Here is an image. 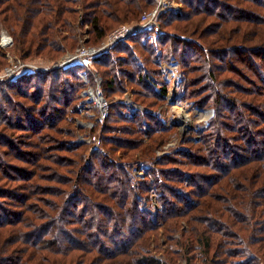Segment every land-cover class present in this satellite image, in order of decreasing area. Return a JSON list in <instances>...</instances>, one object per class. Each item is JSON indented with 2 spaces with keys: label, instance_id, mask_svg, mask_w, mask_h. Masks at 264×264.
<instances>
[{
  "label": "trees",
  "instance_id": "1",
  "mask_svg": "<svg viewBox=\"0 0 264 264\" xmlns=\"http://www.w3.org/2000/svg\"><path fill=\"white\" fill-rule=\"evenodd\" d=\"M173 1L180 9L159 14L165 34L156 43L154 32L140 31L94 57L90 70L72 62L50 71L26 70L0 78V168L6 171L0 182L17 184L12 190L0 186V264L264 262V166L258 168V161H264V142L252 140L260 133L264 136V131L248 126H259L254 117L262 114L257 108L264 101L257 106L254 99L243 98L264 94V71L260 65H242L244 71L227 65L228 60L238 62L231 54L235 58L260 49L256 47L264 44V19L251 16L257 22L252 29L234 27L231 24H239L241 18L235 14L248 11L230 1ZM157 4V0H0V33L6 28L13 36L24 63L39 55L57 59L78 51L79 28L89 26L92 37L86 46H96ZM236 40L255 47L246 48ZM6 57L0 45V72L8 65ZM172 58L182 67L184 99L200 108L214 107L216 113L200 139L187 138L190 147L157 158V150L175 130L163 125L157 109L169 89L161 61ZM235 70L242 72L246 88L229 76ZM84 72L93 85L95 73L102 76L107 100L132 89L134 100L147 109L128 115L124 103H112L100 147L94 150L92 143L78 141L85 129L70 118L81 113L90 85ZM262 119L264 115L258 118ZM135 166L149 167L143 179L133 176ZM217 183L223 184L219 188L223 193H215ZM154 198L158 210L142 207V200L151 206ZM215 204H221L232 221L227 227H235L226 233L227 242L215 236L226 226L214 216ZM184 223L189 229L177 247H155L168 259L153 254L152 234L164 229L169 243L174 242V232Z\"/></svg>",
  "mask_w": 264,
  "mask_h": 264
},
{
  "label": "rangeland",
  "instance_id": "2",
  "mask_svg": "<svg viewBox=\"0 0 264 264\" xmlns=\"http://www.w3.org/2000/svg\"><path fill=\"white\" fill-rule=\"evenodd\" d=\"M89 1H94V0H89ZM161 1V5L163 7H169L170 4L168 3L167 0H160ZM173 1V0H170ZM230 1L228 3H231L234 7H238L244 11H248V13L245 12H237L235 15H237L238 17L240 16L241 18H239V24L233 22L231 25L234 27H237V25H239L242 28H246V29H252L255 25L254 23L257 22H253L251 20V16H259V14L261 15V18L264 19V6L261 5L262 3H264V0H227ZM175 9L174 10H179L180 9V5H178L175 1ZM158 6V4H157ZM157 6L148 12H145L140 19H138L137 21H134V23L130 22V24H125L123 23V25L119 26L117 29H119L122 26L125 25H136L139 24L142 17L147 14V13H151L152 11H154ZM78 10H81V6L79 4L76 5ZM225 9V8H224ZM246 9V10H245ZM81 12H83L81 10ZM247 14V15H246ZM82 18V17H81ZM214 21H217V19H214ZM127 23V22H126ZM159 24V23H158ZM160 26V25H159ZM161 28V27H160ZM117 29H115L114 31H116ZM2 30H6L7 33L9 34V36L12 38L13 40V46H3L2 45V37L0 39V45L4 48L6 55H7V61H8V65L7 67H5L3 69V71L0 72V78H4V77H13L14 75L11 76H7L6 75V71L7 69H16L17 73H21L23 71H30V70H42V69H46L47 71L53 70L57 66H60L59 64H61L62 62L66 61L68 59L69 56L71 55H76L78 54V52L82 49V48H93V47H103L106 42H107V38L108 36L114 32H110L107 37L105 38V40H103V42L99 45L96 46H86V41L88 39H90V37L92 36H88V30H89V26H83L82 29H78L79 32V47H78V51H76L75 53H70V52H66L65 54L61 55L59 58L57 59H51L49 57H44V56H36L33 57L31 59H29L28 61H26L25 63L21 61V58L19 56V54L16 51V46H15V42H14V38L13 36L9 33V31L6 28H3ZM146 31H150V30H146ZM2 32V31H1ZM155 33V31H152ZM165 32L161 29V34L159 35H154V37L152 38L153 42L156 43V41L160 38V36L164 35ZM1 35V33H0ZM151 37V36H150ZM158 38V39H157ZM60 40V39H59ZM61 41V40H60ZM235 42H239L242 43L243 45H245L246 48H251V47H255L252 45H255L253 43L250 42H246L245 40H236ZM260 48V49H257ZM257 50H246L249 52H245L244 54L239 53L237 56L240 57H235V54H231V56H233V60L234 61H238L237 63H233L232 61L228 60L227 65H237V69H242L241 71H244L245 68L242 65H260V70L264 71V44L262 46L256 47ZM156 51L158 54L162 53L161 48L158 47V45L156 44ZM122 52H119L117 55L120 57H126L125 53L121 54ZM232 59V58H231ZM175 64V65H169V64ZM221 63V62H220ZM219 64V63H218ZM217 64V65H218ZM171 66H177L179 68L180 71V75L179 77H170V67ZM241 66V67H240ZM162 71H163V75H164V79L165 81L168 83L169 85V89H168V93H167V99L165 102H162L159 104V106L157 107V109H159V115L162 117V123L163 125H165L166 127H174V135L172 136V138L165 144L162 146V148L160 150H157L156 152V157L157 158H162V157H166L168 155L173 154L176 150L178 149H185V147H190V144L187 143V138H193V139H200L201 137V132L203 130H205L206 128H208L215 116V109L214 107H206V108H200L199 106H197V104L193 101H189V100H185L184 99V95H185V80H184V76H183V72H182V67L179 63V61L176 58H172L169 62L166 60H162L161 61V65H160ZM236 71V70H235ZM235 75H231L229 74V76L231 78H233L234 80L237 81V83L246 88V85L244 86L243 82V74L242 72H238ZM96 76H94V85L92 83H90V80L88 79V82L85 81L86 83H90V85L88 86V89L86 91H89V89H94L96 90L97 87L100 90V92L103 95L102 92V81L103 78L102 76L97 72L95 73ZM97 77L99 80L100 85L97 82ZM84 79V78H83ZM253 81V79H252ZM256 95V96H255ZM253 96H243V98H245V100L247 101H251L252 99H254V101L256 102V105L258 106L260 101H264V94L263 93H259L255 94ZM104 97V95H103ZM135 96H134V92L132 89H129L125 92L124 95H120V94H116L114 96L111 97L110 100L106 101L109 105V109H108V114H107V118L103 121H100L99 118L101 117V111L99 110V108L93 107V104L95 102L92 103H87L86 100L88 99V96L85 97L84 95V100L82 102L83 106L81 110V113L79 115L76 116H70V118L74 121V124L76 126L79 127H83L85 129L84 133H80L78 136V141L79 142H87V143H92L93 147L92 150L94 149H98V147H100V143H101V137H102V133L104 131V125L107 122L109 115H110V107L112 103L115 102H122L126 105V111H124V113H127L128 115H134L137 114L138 112L141 113H146L147 109L146 107H143L141 105H139L135 100H134ZM130 101L132 106H129L126 102ZM153 101V100H152ZM148 102H151V100L148 99ZM259 112L262 113L261 115H264V106H259ZM185 114L188 115L191 119V121L189 123L183 122V119L181 117V114ZM202 115V116H201ZM260 116H256L254 117L255 121H259V126H253L252 124H248V126L251 127V129L255 130V131H264V122L262 123V121H264V119L262 120H258V118H260ZM37 117V116H35ZM182 119V121H181ZM261 122V123H260ZM188 126V127H187ZM97 127V128H96ZM247 128V125L243 126ZM95 128L97 129L95 131ZM260 133V132H259ZM255 135V134H254ZM128 138V137H126ZM254 139V141L257 143L260 141L264 142V136L262 133H260V135H255L254 138L252 137V140ZM261 145V142H260ZM263 146V144H262ZM62 154V153H61ZM62 155H65V153H63ZM19 165L25 167V164H21L18 163ZM253 163L249 164L248 166L252 165ZM264 166V161H258V168H262ZM27 167V166H26ZM148 166H142V168H139V166H135L133 167V176L137 179H143L145 176V171L148 170ZM5 169L0 168V175L4 176V171ZM23 173V172H22ZM63 175V174H62ZM4 178V177H3ZM16 179V178H15ZM5 182H9V184H5L4 182H0L2 184H0L1 188H7V189H15L14 187L17 186V184H13L14 182H10L6 179H3ZM225 179H223L224 181ZM225 183V182H224ZM4 184V185H3ZM6 185V186H5ZM223 184H219L217 183L214 187V191L215 193L221 192L223 193L222 190H219V188L222 186ZM20 193V192H18ZM220 194V193H219ZM15 196H12V199ZM42 198L46 199H52L49 195H43L40 196ZM142 207L143 208H147L150 211H154V210H158L159 209V203L158 201L154 198L153 199V204L151 202V206H145V201L142 200ZM221 204H215L214 206H217V208L219 209V211L216 210L214 211L215 213L214 216L219 217L220 219H222L223 222L226 223V226L223 227L224 229H221L219 231V234H216V238H223V240H225V242L228 241V231L229 230H234L235 227H227L228 225H232V221L230 220V218L228 217V215H225V212L221 211L220 206ZM197 213V212H196ZM224 216V217H223ZM187 223H184L182 228H180L178 230V232H174L173 234V238H174V242L169 243V241L167 240V236H166V232L164 229L159 230L157 233L152 234L151 236V249L153 251V254H157L159 258H163V259H168L167 255L163 252V251H157L155 249L156 245L159 244V246L162 247V249H167L169 248L171 245L175 246V243L177 241H179V239H183V235L185 234V232L189 229V227H187ZM206 227H200L201 230H205ZM170 245V246H169ZM259 255V254H258ZM177 259V257H176ZM178 260H180L178 258ZM178 263H184L183 260L178 261ZM264 264V262L262 263Z\"/></svg>",
  "mask_w": 264,
  "mask_h": 264
},
{
  "label": "built area",
  "instance_id": "3",
  "mask_svg": "<svg viewBox=\"0 0 264 264\" xmlns=\"http://www.w3.org/2000/svg\"><path fill=\"white\" fill-rule=\"evenodd\" d=\"M167 1L170 4V6L169 7H163L161 5V1L157 0V2H158L157 8L154 11H152L151 13L145 14L142 17L139 24L130 25V26L125 25V26L120 27L116 31L112 32L108 36L107 42L103 47H93V48H88V49L84 47L78 52V54L69 56L66 61L62 62L59 65L65 66V65L72 63V62H78L82 66H84L86 69L90 70L91 69V62H92V59L94 57H96L102 53L110 51L117 43L127 39L128 37L140 32V31H146V30L155 31L156 35L161 34V28L158 24L159 14L163 11L176 8L174 6L175 5L174 1H170V0H167ZM1 37H2L1 43L3 46L4 45L10 46V47L13 46V40L9 36V34L7 33L6 30H2ZM169 65H175V64L173 63V64H169ZM57 67H59V66H57ZM53 68H56V67H53ZM42 71H47V70L42 69ZM15 73H17L16 69H7V71H6L7 76L14 75ZM179 75H180L179 68L177 66H171L170 67V77H177L178 78ZM82 77L84 78L85 81L88 82L86 72H84L82 74ZM99 80L100 79H98V77H97V82L100 85ZM98 87L96 90L89 89V91H85L84 95H85V97L88 96V99L86 100L87 103L90 104L92 102H95L93 104L92 108L93 107L99 108V110L102 113L99 120L104 122V120L107 118L109 105H108L105 97H103L102 93L98 89ZM98 99L102 100V103L101 102L99 103ZM126 103L129 106H132L130 101H127Z\"/></svg>",
  "mask_w": 264,
  "mask_h": 264
},
{
  "label": "bare ground",
  "instance_id": "4",
  "mask_svg": "<svg viewBox=\"0 0 264 264\" xmlns=\"http://www.w3.org/2000/svg\"><path fill=\"white\" fill-rule=\"evenodd\" d=\"M98 102L100 103H102V100H100V99H98ZM202 116V115H201ZM181 117H182V119H183V122H186V123H189L190 121H191V119H190V117L188 116V115H185V114H181ZM182 119H181V121H182ZM192 122V121H191ZM188 127V126H187Z\"/></svg>",
  "mask_w": 264,
  "mask_h": 264
}]
</instances>
